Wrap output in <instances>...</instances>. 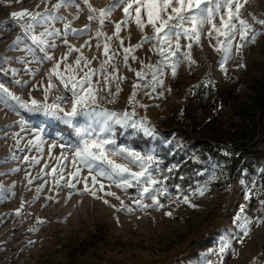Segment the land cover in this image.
Listing matches in <instances>:
<instances>
[{
  "label": "rangeland",
  "instance_id": "1",
  "mask_svg": "<svg viewBox=\"0 0 264 264\" xmlns=\"http://www.w3.org/2000/svg\"><path fill=\"white\" fill-rule=\"evenodd\" d=\"M57 3L59 0H0V83L27 102L35 99L52 104L62 96L60 107L67 112L72 107V93L57 77L50 76L52 69L59 63L65 77L77 78L94 69L92 82L98 89V109L133 113L132 119L142 122L152 132L149 145L136 147L128 139L134 132L144 134L143 129L116 126L118 145L142 152L154 149L162 161L153 140L161 138L165 145L171 144L170 138H162L161 131L182 117L183 105L201 86L206 97L210 88L231 84L238 90L236 106L251 105L264 90V26L253 21V16L264 19V0H240L242 18L259 33L254 42L236 51V45L243 43L237 36L222 68L216 33L209 37L211 25H204L199 43L192 44L191 58L195 63L189 64L183 58L190 41L181 37L180 54L171 58V63L179 61L175 75L154 49L157 41L143 42L144 35H152L150 26L141 32L130 20L122 25L118 38L114 35L115 25L125 18L124 4L116 7L101 25L98 20H88L92 13L84 0L55 9ZM88 3L99 10L107 9L113 0H88ZM22 10L40 13L47 10L48 15L60 19L42 23L29 18L13 20L11 13ZM29 22L34 27L25 32ZM214 23L219 26V17ZM46 29L51 36L41 35ZM72 30L84 31L74 34ZM97 31L105 35L97 38ZM33 36L47 43L34 42ZM105 37L112 39L106 41ZM17 38L19 42L14 43ZM137 44L143 46L134 48L125 62L124 48ZM70 47L76 51L69 52ZM81 54L89 62L87 67L84 61L76 65ZM46 55L51 59H45ZM109 56L113 58L102 68ZM67 66L75 71L66 72ZM149 66L156 67L155 79ZM139 71L146 73L144 79L137 77ZM105 76L109 77L108 81ZM50 80L55 86L46 95ZM134 85H138L135 104H130ZM233 111V107L225 106L218 116L224 121ZM21 120L25 121L24 125L19 123ZM86 121L87 117L80 116L68 125L44 111L20 108L10 99L8 105L0 102V264H264L262 159L242 158L244 164L240 163L231 172L227 159H209L199 170L202 178L195 180L194 186H172L167 179L163 180L166 170L162 161L156 173L162 183L155 187L167 194L153 193L162 207L153 205L147 194L142 200V205L147 206H141L134 202L140 199L139 189L135 187L122 190L100 177L93 186L88 169L83 166H80L79 182L72 177L75 168L71 146L79 140L75 128L87 126ZM172 145L170 154L181 147V142L173 140ZM112 158L117 163H126L120 156ZM33 159L38 163H33ZM129 166L133 171L139 170ZM84 177H88L90 191L87 192ZM69 182L75 187H69ZM198 186L207 189L203 195L196 191ZM107 192L116 196H108ZM184 195L189 203L176 202L178 197L182 201ZM243 218L251 221L246 233L239 226ZM222 245H227L223 252Z\"/></svg>",
  "mask_w": 264,
  "mask_h": 264
},
{
  "label": "snow or ice",
  "instance_id": "2",
  "mask_svg": "<svg viewBox=\"0 0 264 264\" xmlns=\"http://www.w3.org/2000/svg\"><path fill=\"white\" fill-rule=\"evenodd\" d=\"M76 0H59V3L55 4L53 7L59 9L61 7H66L75 3ZM84 3L88 6L91 15L88 16V20H98V22L103 25L105 20L111 15L112 11L118 7L120 4H124L123 13L124 20L115 25L116 32L114 33L117 38L121 31L122 25H127L131 20L140 29L141 32L148 26L152 28V35H144L142 37L143 42H148L150 40L157 41L154 49L158 54L163 57L164 62H168L171 66L173 75L176 74V68L178 65V60L176 63H171V58H175L180 54L181 45L179 43L181 37L190 41L187 45V51L182 53V56L189 64L195 63L191 58V49L193 43H199L201 36V28L204 25H211L207 35L212 37L213 32L216 33L217 37V47L216 50L222 53L221 67L223 68V63H225L230 56L232 51L233 41L239 36L240 41L243 43L236 45V51H239L244 44L248 42H254L257 34L256 30L252 25L242 18L241 9L243 4L240 0H113V3L107 9H95L88 3V0H84ZM77 6H79L77 4ZM13 20L19 22L25 18H29L30 21L36 23H42L45 20H56L60 19L55 15H48L47 10L45 13L40 12H29L28 10H22L19 12L11 13ZM219 17V26L214 23L215 19ZM253 21L255 23L264 26V19H257L253 16ZM187 25V26H186ZM33 23L29 22L26 24L24 31L29 32L33 29ZM69 28L68 25H65ZM87 28V26H86ZM74 34H78L84 30H72ZM49 35L52 33L48 32L47 29L45 33L41 35ZM59 35V32L56 33ZM97 38L104 36L105 34L97 31ZM223 37L224 39H219ZM34 42L46 44V40H40L38 37H32ZM106 41H110L112 37H105ZM175 39V44L173 40ZM19 38L14 43H18ZM65 44L67 40L65 39ZM123 41H121V46ZM142 44H137L130 48H124V60L125 62L129 58V54L134 50V48L142 47ZM54 47V45H53ZM76 51L74 48H69V52ZM109 52V44L106 42L104 45V53L107 56ZM45 59H51L50 56H45ZM113 57L109 56L108 60L101 65L102 68L106 67L108 62ZM135 58V57H133ZM81 61H84V66H88V61L81 54L77 58L76 65L79 66ZM243 67V65H239ZM150 70L153 72V79H155V66H149ZM60 65L54 66L50 76L57 77L63 82L66 89L70 90L72 93V107L70 111L65 112L60 107V101L64 97H57L56 102L52 104L41 103L35 99L30 102L22 100L20 97L12 94L8 88L0 83V102L8 105L9 99L15 101L20 108L28 109L31 111H44L45 113L58 117L63 120L64 123L72 125L73 120L77 117L83 116L87 117V126H77L75 128V135L79 138L78 143L71 146L74 150L72 152V162L75 171L71 174L74 179L80 177L81 167L88 169L89 176L92 179V184L95 186L98 183L97 177L102 179H107L108 181L115 183V185L122 190H127L129 188L139 189L140 199L134 202L137 205H142V200L147 194L153 205L157 207H162L160 201L157 199V194L166 195L164 189L156 188V185L162 183L160 178H157L156 173L159 172V164L162 161L155 155L154 149H149L146 152L137 151L133 148L126 147L124 145H118L115 139V128L119 126L121 129H132L138 130L143 129L145 135H152L147 127L142 122H137L132 119L133 113L124 112L123 114H117L115 112H110L105 109H98L97 106V86L92 82V76L95 75L94 69H89L85 72L82 77L77 78L75 75H69L65 77L60 72ZM226 71V69H224ZM66 72H74L71 66H67ZM137 77L144 79L146 73L139 71L136 73ZM109 77L105 76V81H108ZM15 83L19 84L20 81ZM162 83V82H161ZM99 84V81L96 82ZM55 85L49 81L48 86L45 88V94L54 87ZM138 85H134V92L131 97H129V103L135 104V88ZM119 88L117 89V94ZM63 113V115H61ZM21 125L25 124V121L21 120L19 122ZM32 143V141H29ZM36 143L39 145L40 137H36ZM63 148L64 145H61ZM120 156L126 163H117L112 157ZM25 159H28L25 157ZM67 159V157H64ZM33 163H38L33 159ZM138 168V171H133L132 167ZM175 166L168 168V172H172ZM56 170H53L55 174ZM63 179V177H61ZM167 177H163L166 180ZM85 187L84 191H90L88 188L87 180L88 177H84ZM77 182L78 179H77ZM31 183V181H29ZM69 187H75L74 184L69 182ZM179 186H177L178 188ZM104 189V184H100V190ZM40 189H38L39 191ZM206 188L197 187L196 191L199 195H203ZM157 193V194H153ZM93 196L96 195L95 191L91 193ZM106 195L115 197L116 194L113 192H107ZM119 199V197H116ZM176 202L189 203L187 195L183 196V200L177 198ZM108 203V201H105ZM264 203V202H262ZM123 207V202H121ZM196 207L195 205H190ZM19 212V210H17ZM131 211V209H128ZM243 213V209H241ZM166 215H171V213H166ZM251 223L247 218H243V223L239 226L247 231V225ZM227 245H222L220 251L223 252Z\"/></svg>",
  "mask_w": 264,
  "mask_h": 264
},
{
  "label": "trees",
  "instance_id": "3",
  "mask_svg": "<svg viewBox=\"0 0 264 264\" xmlns=\"http://www.w3.org/2000/svg\"><path fill=\"white\" fill-rule=\"evenodd\" d=\"M204 91L201 86L183 105L182 117L161 131L162 138H170L171 144L165 145L161 138L153 140L160 149L165 176L172 186H194L195 180L202 178L199 170L209 159H227L230 172L238 168L242 158L264 161V90L248 106H236L238 90L231 84L210 88L206 97ZM225 106L234 111L222 121L218 111ZM131 134L128 140L136 147L152 141L141 132ZM173 140L180 141L181 147L170 154ZM173 165L174 170L168 172Z\"/></svg>",
  "mask_w": 264,
  "mask_h": 264
}]
</instances>
